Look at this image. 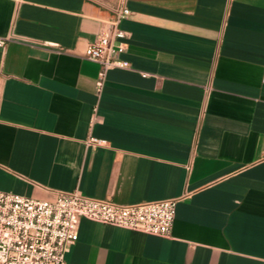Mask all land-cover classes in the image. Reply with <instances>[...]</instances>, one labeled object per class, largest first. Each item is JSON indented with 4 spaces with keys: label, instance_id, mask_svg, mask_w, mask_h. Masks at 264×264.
Masks as SVG:
<instances>
[{
    "label": "crops",
    "instance_id": "crops-1",
    "mask_svg": "<svg viewBox=\"0 0 264 264\" xmlns=\"http://www.w3.org/2000/svg\"><path fill=\"white\" fill-rule=\"evenodd\" d=\"M113 2L0 0V191L177 199L168 236L82 218L65 264H264V0L129 1L97 93Z\"/></svg>",
    "mask_w": 264,
    "mask_h": 264
},
{
    "label": "built area",
    "instance_id": "built-area-1",
    "mask_svg": "<svg viewBox=\"0 0 264 264\" xmlns=\"http://www.w3.org/2000/svg\"><path fill=\"white\" fill-rule=\"evenodd\" d=\"M129 1L135 0H114L112 18L83 50L85 59L100 66L95 81L97 93L103 88L108 69L129 66L120 58L127 33L119 26L130 14ZM85 144L95 147L105 145L106 141L89 135ZM176 203L177 199L171 198L119 204L110 198L84 195L77 189L56 191L53 198L0 191V264H65L69 246L78 238L82 218L150 235L168 236Z\"/></svg>",
    "mask_w": 264,
    "mask_h": 264
}]
</instances>
